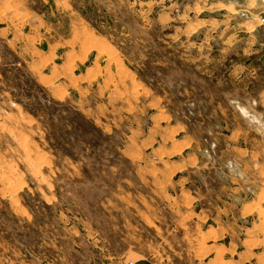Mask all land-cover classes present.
I'll return each instance as SVG.
<instances>
[{"label":"rangeland","instance_id":"1","mask_svg":"<svg viewBox=\"0 0 264 264\" xmlns=\"http://www.w3.org/2000/svg\"><path fill=\"white\" fill-rule=\"evenodd\" d=\"M0 264H264V0H0Z\"/></svg>","mask_w":264,"mask_h":264},{"label":"trees","instance_id":"2","mask_svg":"<svg viewBox=\"0 0 264 264\" xmlns=\"http://www.w3.org/2000/svg\"><path fill=\"white\" fill-rule=\"evenodd\" d=\"M84 118V117H83ZM81 119H82V117H81ZM82 122H83V126H84V129H85V133H90V134H93V135H95V136H98V135H100L99 134V129L97 128V126L94 124V123H92V121L90 120V119H86V118H84V119H82ZM87 122V123H86ZM87 124V125H86ZM87 127V128H86ZM86 129H89V130H86ZM89 141V143L91 144V145H94V146H96L97 145V140L96 139H92V140H88Z\"/></svg>","mask_w":264,"mask_h":264},{"label":"bare ground","instance_id":"3","mask_svg":"<svg viewBox=\"0 0 264 264\" xmlns=\"http://www.w3.org/2000/svg\"><path fill=\"white\" fill-rule=\"evenodd\" d=\"M232 5V4H231Z\"/></svg>","mask_w":264,"mask_h":264}]
</instances>
